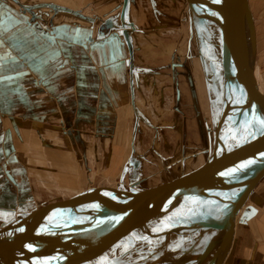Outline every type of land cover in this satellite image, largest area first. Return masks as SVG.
<instances>
[{
    "label": "rangeland",
    "instance_id": "obj_1",
    "mask_svg": "<svg viewBox=\"0 0 264 264\" xmlns=\"http://www.w3.org/2000/svg\"><path fill=\"white\" fill-rule=\"evenodd\" d=\"M165 2L0 0V199L10 202L0 204V227L41 209L51 193L58 201L54 193L83 183L144 187L210 153L221 64L197 38L188 3ZM249 2L264 92V0ZM128 46L130 84L111 81V89L92 59ZM240 213L225 264H264V179ZM168 239L140 240L130 262L176 251Z\"/></svg>",
    "mask_w": 264,
    "mask_h": 264
},
{
    "label": "water",
    "instance_id": "obj_2",
    "mask_svg": "<svg viewBox=\"0 0 264 264\" xmlns=\"http://www.w3.org/2000/svg\"><path fill=\"white\" fill-rule=\"evenodd\" d=\"M198 1L188 0L191 17L194 20L196 12L205 24L223 77L217 137L204 161L154 185L83 183L79 191L54 193L60 195L58 201L51 200V193L42 211L17 216L0 227V264H30L27 261L37 257L48 258L49 264H102L92 246L104 244L113 247V264H130L134 240L158 229L177 206L205 197L217 186L236 189L223 213L192 225L217 228L218 232L198 255L180 258L175 264H197L209 255L207 264L222 263L233 240L235 214L264 175V92L254 75L257 32L249 0ZM200 6L205 9L200 11ZM232 83L237 95L227 101ZM245 163L258 166L247 170ZM25 229L28 234L19 233ZM118 232L123 238L120 243L108 239L110 233Z\"/></svg>",
    "mask_w": 264,
    "mask_h": 264
},
{
    "label": "bare ground",
    "instance_id": "obj_3",
    "mask_svg": "<svg viewBox=\"0 0 264 264\" xmlns=\"http://www.w3.org/2000/svg\"><path fill=\"white\" fill-rule=\"evenodd\" d=\"M199 3H200V1H198V3H196V4L199 5ZM203 8L204 7H201V6L198 7V9L200 11ZM123 12H124V10H123ZM198 13H199V11H198ZM197 17H198V14L195 12L194 20L195 21L197 20V22H195L197 38L202 39V44L204 46H207V47L210 46V48H211L210 41H209V34H207V29L205 27V24L202 23L200 20H198ZM255 29H256V26H255ZM130 45L132 46V49H133L132 43H130ZM131 46H129V49L131 48ZM210 48L208 47L207 53H209L211 55L212 54L215 55L214 50H213V53H211V51H209ZM211 49H213V48H211ZM130 56L133 57L132 52L130 53ZM255 62H256V60H255ZM212 63H213V61H212ZM254 75L256 76L258 88H259V90H261V82L258 81V79H257L258 69L256 66H255V70H254ZM235 94L236 93H235L234 84L232 83V84H230V87L228 88V91H227V101H230L231 98H233L235 96ZM222 127H223V123L221 124L219 131L222 129ZM245 164H246L247 170L248 169H254L258 166V164H250V165L248 163H245ZM263 179H264V175L262 176L261 180H263ZM261 180L249 192L250 194H249L248 198L239 207L240 209L235 214V220H234L235 226H234V233H233V237H232L233 240H232L231 246L229 247V250L227 251L228 253L224 257L221 264L227 263L229 258H230L229 256L232 254V250H233L234 245H235L237 221H238V218L241 214L240 212L242 211V208H244L245 205L251 199L252 194L256 191V188H257L258 184L261 182ZM235 190L236 189L229 190L223 186H217V187L211 189V191L207 192L205 194V197L194 198L193 200H190L189 202L182 203L181 205L177 206L176 209H174L172 212L168 213L165 216V218L162 220V223L160 224L158 229L152 231L151 233H148L145 236L139 237L138 239L134 240L133 243H131L132 249L129 251V255H131L133 248H134L133 246L136 243H138L140 240L148 239V237L154 238V237L164 236L165 238H169L168 240H172V242H173V244H170V246L171 245H177V244L179 245L176 248V251H173L172 249L169 250L168 248H165L162 256H159V257H157L153 260H150L148 262H146V261H135L134 260L133 263H131L132 262L131 261L130 264H175L180 258L192 257L195 255H198L206 247L208 242L216 235V233L218 232V229L212 228L209 226H194L192 224H195V222L198 220L199 221L205 220L207 217H213V218L220 217V215L224 211V209H223L224 206L226 204H228L229 195L233 194ZM44 209H45V207H44ZM37 211H42V210L37 209ZM34 212H32V213H34ZM126 213H127L126 211L125 212H117V214H116L117 216H114V217H119V216H122ZM16 232H18V231H16ZM19 233H27L28 234V229H25V231L20 230ZM119 233L120 232L110 233L108 235V239H114L116 244L120 243L123 240V238L119 236ZM16 235H18V234L16 233L14 236H16ZM64 235H68V234L66 233ZM117 236H119V237L115 238ZM49 239L59 240L60 237H49ZM104 245H106V244H104ZM111 245H113V244H111ZM92 247H93L92 248L93 251H94V249L97 248L94 246H92ZM100 247H102V246H100ZM100 247H98V248H100ZM167 247H169V246H167ZM109 251H111V252H109ZM112 254H113V247L111 246V248L109 247L105 253L104 252L102 253L101 257L105 258V260H104L105 263L103 262L102 264H113L114 262H116L114 260V258H115L113 256L114 254L113 255ZM210 257H211V255H209L205 260H203L197 264H207ZM28 258L29 257H26V259H28ZM27 262H29L30 264L32 262L34 264H49L51 262V260H49L48 258L44 259L41 257H37V258H33ZM187 264H189V263H187Z\"/></svg>",
    "mask_w": 264,
    "mask_h": 264
},
{
    "label": "crops",
    "instance_id": "obj_4",
    "mask_svg": "<svg viewBox=\"0 0 264 264\" xmlns=\"http://www.w3.org/2000/svg\"><path fill=\"white\" fill-rule=\"evenodd\" d=\"M163 1H164V6L163 7H165V4H167L166 3L167 1L166 2H165V0H163ZM187 3H188V0H185V4H187ZM120 45H121V43H120ZM117 46H119V45H117ZM127 50L129 52L125 50L126 51V54H123L122 51H121L118 54H112V55H109L108 54L106 56H102V57H98L96 59H92L95 62L97 61L96 66L99 67V70H100L98 73L100 74V72L102 71V73L104 74V79H106L107 81L109 80L110 87H111V81H115L117 86H118V84L120 82L122 83L120 86L123 85L124 87L125 86L127 87L130 84V80H129L130 64L129 63L131 61H136V59H134V56L133 57L132 56H129L130 55V49L128 48ZM116 52H118V51H116ZM111 89H112V87H111ZM261 90L263 91L262 87H261ZM114 94L115 93H113L112 95H114ZM120 98H121V96H120ZM46 148H47V146H46ZM48 158L49 159L50 158L52 159L53 157H49L48 156ZM40 161H43V160H40ZM30 170H32V169H30ZM153 179L154 180H151L152 181L151 182V185H154V184H157V183L160 182L158 178H155L154 177ZM12 188H15V187H12ZM3 199L4 198H1L0 199V202H1L0 204L1 205L2 204H6V203L7 204L10 203V202L5 201ZM2 206H4V205H2ZM25 212H27V213H23L22 216L30 213L29 211H25ZM104 246H106V245H103L99 249L97 248V250L96 251L94 250L93 253L97 255L98 252H101V254H102L103 252L105 253L108 250L109 247L111 248V246H108V244L106 246L107 248H104ZM102 248H104V250H102ZM131 249H132V247L130 248V250Z\"/></svg>",
    "mask_w": 264,
    "mask_h": 264
}]
</instances>
